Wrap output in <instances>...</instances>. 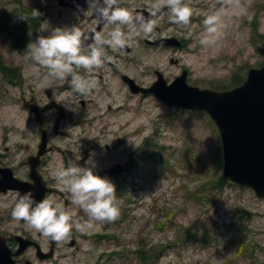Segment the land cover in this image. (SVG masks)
Segmentation results:
<instances>
[{
	"label": "rangeland",
	"instance_id": "rangeland-1",
	"mask_svg": "<svg viewBox=\"0 0 264 264\" xmlns=\"http://www.w3.org/2000/svg\"><path fill=\"white\" fill-rule=\"evenodd\" d=\"M40 2L0 0V8L11 14L19 7L16 12L21 15L15 18L19 22L13 33L18 35L11 36L10 31L0 34V59L9 67L7 74L0 72V153L6 151L4 157L8 155L9 161L20 159L16 145L38 139L37 126L22 96L32 90L40 92L54 79L61 80L32 58L28 44L38 35H49L52 28L78 26L76 19L66 17L67 12L58 14L57 0H44L47 15L40 18L38 28L29 25L32 9H38ZM184 2L192 9L188 25L173 23L169 10H160L162 34L183 38L184 45L176 50L151 51L137 38L135 51L129 56L134 55L145 70L160 65L166 78L172 79L188 67L189 82L226 88L243 82L251 67L263 64L258 45L264 38V0H239V8L222 5L220 0ZM198 3L202 4L196 6ZM222 7L228 15L221 38L214 45H201L203 20ZM25 39L30 42L23 44ZM171 55L180 57L179 64L170 61ZM106 58L116 61L113 56ZM42 75L44 79H40ZM121 83L116 77L108 79L112 94L91 93L87 97L94 100L86 106L68 90L59 93L69 104L73 119H92L104 113L106 120L67 121L65 127L72 135L69 139L86 128L92 135H101L103 143L112 144L108 164L124 157L125 150L128 154L138 150L143 156V174L129 178L128 190L124 192V182V193L116 194L120 215L125 217L114 222L89 221L83 209L72 203L71 193L57 181L65 191L56 198L57 203L63 204L73 225L81 220L93 226L77 232V248L68 246L67 238L59 242L61 246L49 264H264V200L251 187L223 179L222 140L212 117L205 111L167 104L155 95L134 96ZM109 103L113 105L110 109ZM155 153L158 158H153ZM158 165L166 166L159 168L160 175L134 188ZM220 180H224L222 185ZM113 184L117 186L118 181ZM65 196L70 198L69 206L64 203ZM13 199L10 193L0 195V231H14L21 225L10 214ZM22 226L29 228L25 222ZM141 249L147 252L142 253L146 263L139 257Z\"/></svg>",
	"mask_w": 264,
	"mask_h": 264
},
{
	"label": "flooded vegetation",
	"instance_id": "flooded-vegetation-1",
	"mask_svg": "<svg viewBox=\"0 0 264 264\" xmlns=\"http://www.w3.org/2000/svg\"><path fill=\"white\" fill-rule=\"evenodd\" d=\"M138 2V0H134V2H132V0H117L116 7L127 8L133 17L143 16L145 19H148V4H138ZM56 4L59 5V15L67 12L66 17L76 19L78 24L77 28L82 32L81 46L85 54L88 53V46L93 43L92 37L94 34L100 33L107 38V33L116 27V25L106 23L95 10L88 8L87 0H57ZM198 6L200 5L198 4ZM163 10H167V8L165 7ZM44 15H47V13H44ZM151 19L155 23V27L151 34L147 36L143 33L140 35H132V38L122 49L113 50L112 47L104 44L102 46L101 67L93 68L89 72L84 68H75L74 66L75 72L79 76L95 83L87 94L77 92L71 85V76H67L65 79H54L51 83H46L44 89L40 90V92L32 90L29 94L22 96L23 105L28 110L30 119L34 121L37 126L38 139L36 141L19 143L16 145L20 154V156L18 155L17 157H20V159L16 158L9 161L7 159L8 155L4 157V154L7 152H1L0 176L3 175L1 168L9 167L14 176L28 183V188L26 190L32 193L35 200L39 201L37 195L42 189H45V197L57 202L56 198H58L59 195H63L65 192L60 188V184L54 177V173L61 165H63L64 168H67L70 163L85 166V162L91 160L95 165L94 171L97 174L106 176L108 179L118 180L120 188H124V181L128 179L129 176L134 173L135 176L139 174L143 158L140 154H137L138 150L134 149L130 151L129 154L128 151L125 150L126 154L124 157L114 159L108 164V154L114 150V146L109 142L103 143L100 140L101 135H92L90 131L85 128L84 131L78 134V137L74 136L69 139L72 135L65 127L67 121H71L72 124H79L81 121L84 123L86 121L94 123L102 119L106 121L104 118L105 115L104 113H98L92 117V119H73V112L69 104L59 93L68 90L73 93L74 97L78 99L83 106H86L94 100L91 96L87 97L91 93L97 94L106 92V94L110 96L112 91L108 89V79L116 77L121 79V84L134 96L145 97L154 95L153 93L132 91L129 82L126 80L129 79L128 76H130L142 86H151L158 78L159 72L162 71L164 73L160 65H155L153 68L145 70L134 55L129 56L130 53L135 51L137 38H140L151 51H158L160 48L176 50V47L184 45V41L183 38H179L176 35L162 34L163 27L160 20V11L156 16L151 17ZM39 26L40 24L38 27ZM121 30L126 36L130 34L129 26H121ZM28 41L30 42V39H28ZM109 56L115 57L116 61L108 60L106 57ZM132 59L133 63H128V61ZM170 61L174 64H179L180 57L171 55ZM185 69L189 68L183 67L182 72ZM109 75L111 76L108 78ZM33 77L34 76H31V79ZM44 78L45 75L40 76V79ZM112 107L113 105L109 103L108 108L110 109ZM36 108L38 110H36ZM105 127L106 126L103 128ZM44 134L47 137L46 142L43 141ZM8 148L9 147H7V149ZM16 153L17 152H14V154ZM8 193L14 196L10 207L11 212L21 191L17 187L0 190V195ZM64 203L66 206H69L70 198L65 196ZM20 222L21 225L15 227L14 231H0L6 237L7 244L13 254L12 257L14 262L17 264L51 263L55 259L61 244L53 241L51 238L43 236L30 227L26 228L22 226V223H24L22 219ZM79 222H81V220H79ZM75 224L70 235L67 237L66 244L77 248L79 245V236L77 232L79 231L75 228ZM22 238H27V243L21 244L23 242Z\"/></svg>",
	"mask_w": 264,
	"mask_h": 264
},
{
	"label": "clouds",
	"instance_id": "clouds-1",
	"mask_svg": "<svg viewBox=\"0 0 264 264\" xmlns=\"http://www.w3.org/2000/svg\"><path fill=\"white\" fill-rule=\"evenodd\" d=\"M222 5L239 8V0H220ZM88 8L95 10L108 24L116 27L107 33V38L100 33L94 34L93 43L88 46L85 54L81 46L82 32L79 28L55 27L49 35H38L34 43H29L32 58L42 67L48 69V74L65 79L71 76L72 87L81 94H87L93 83L79 76L74 69L84 68L91 71L102 66V46L109 45L116 49L126 46L132 35L145 36L152 33L155 23L151 17L163 8L170 12L169 19L173 23L188 25L192 16V9L184 0H150L148 4L149 18L133 17L127 8L116 7L117 0H87ZM39 9H32L33 18L40 17ZM228 13L222 7L203 20L204 32L200 44L211 46L217 43L226 27L225 17ZM138 25V27H137ZM121 26H129L130 34L125 35ZM95 165L91 160L85 166L70 163L67 168L63 165L54 173L55 179L63 188L71 193L72 203L83 209L89 221L114 222L120 215L116 203L115 185L106 177L94 171ZM12 217L23 220L30 228L51 238L55 242L65 240L71 233L73 223L71 215L62 203L54 202L50 198L39 201L33 198L31 192L19 195L12 209ZM90 222L75 224L78 231L91 228Z\"/></svg>",
	"mask_w": 264,
	"mask_h": 264
},
{
	"label": "water",
	"instance_id": "water-1",
	"mask_svg": "<svg viewBox=\"0 0 264 264\" xmlns=\"http://www.w3.org/2000/svg\"><path fill=\"white\" fill-rule=\"evenodd\" d=\"M258 49L264 54V41ZM187 75L188 70L185 69L168 82L159 72V78L148 87L138 84L130 76L126 80L134 92H153L166 102L207 111L219 125L224 177L230 182L253 187L257 195L264 199V64L251 67L241 84L228 89L191 84ZM43 141H47L45 134ZM1 169L0 190L17 187L20 195L27 192L28 183L25 180L14 176L9 167ZM44 198L45 189H42L37 199ZM22 239L21 244L27 243V238ZM12 255L6 237L0 233V264H17Z\"/></svg>",
	"mask_w": 264,
	"mask_h": 264
},
{
	"label": "trees",
	"instance_id": "trees-1",
	"mask_svg": "<svg viewBox=\"0 0 264 264\" xmlns=\"http://www.w3.org/2000/svg\"><path fill=\"white\" fill-rule=\"evenodd\" d=\"M19 2H21V0H18ZM47 2V1H46ZM40 6L38 7V9H39V11H40V13H41V15H40V17H37V18H33V16L31 15L30 16V19L27 21V23H29V21L31 22V23H29V25H31V24H33V26L34 27H36L37 28V25H39L40 24V18H42L43 17V15H44V13H46L47 11H46V8H45V3H44V0H41V2H40ZM20 8L19 7H17L16 9H14V10H12L13 12L11 13L12 14V16H11V14H10V12H9V10L7 9V8H5V7H2V8H0V34L1 33H8L9 31L11 32V36H14L15 34H17L18 35V32H16V33H13V32H15V30H17V28L16 27H18V22L19 21H15V18H21V15L19 14V13H17L16 11H18ZM21 11H24V8H21ZM27 42H28V39H25V41L23 42V44H27ZM24 46V45H23ZM23 46H21V47H23ZM26 46V45H25ZM21 51H23V48L22 49H20ZM0 57H1V54H0ZM8 65L2 60V59H0V72H4L5 74H7L6 72L8 71ZM237 84V83H236ZM146 146H149L150 145V143L149 142H146V144H145ZM158 154H154L153 155V158H154V156H156L157 158H158V156H157ZM159 159H161V157H159ZM163 160V159H162ZM143 164V163H142ZM141 164V165H142ZM163 164V162H160V165H162ZM162 167H166V166H157V169H159V168H162ZM137 170V169H136ZM136 172V171H135ZM151 174V175H150ZM135 175V173L134 174H132L131 176H129L128 177V179L129 178H132L133 176ZM148 175H150L149 177L151 178V177H154V176H156L157 174H153V173H149V172H147V175L146 176H144V177H147ZM224 179V178H223ZM224 181V180H223ZM223 181L222 180H220L219 181V185H222V183H223ZM123 217H125V214H121L119 217H118V219H120V218H123ZM203 242V241H202ZM204 242H211L209 239H205V241ZM203 242V243H204ZM142 253H144V254H147V252L145 251V250H143V249H141V250H139V257H140V259L143 261V262H145L146 263V257L144 258L143 257V255H142Z\"/></svg>",
	"mask_w": 264,
	"mask_h": 264
}]
</instances>
